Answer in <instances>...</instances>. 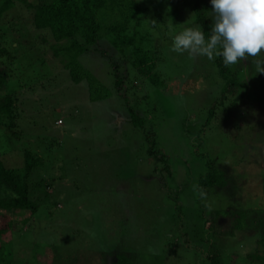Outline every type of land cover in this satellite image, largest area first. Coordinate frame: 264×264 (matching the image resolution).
<instances>
[{
    "label": "rangeland",
    "instance_id": "374dc122",
    "mask_svg": "<svg viewBox=\"0 0 264 264\" xmlns=\"http://www.w3.org/2000/svg\"><path fill=\"white\" fill-rule=\"evenodd\" d=\"M135 1L145 8L147 19L156 14L159 25H169L165 37L150 38V46L158 50L157 86L150 87L147 80L129 75L135 87L130 96L145 101L159 118L152 156L139 129L127 122L116 124L124 107L108 75L110 60L105 55L112 48L107 43L99 46L103 54H85L81 62L112 90L111 96L84 105V86H74L62 67L52 64L56 60L48 48L52 39L46 31L31 28L30 13L12 8L0 17L4 42L15 47L13 41L19 35V41L28 43L17 49L32 46L34 58L47 60L42 65L33 61L29 67L18 68L17 81L33 82L16 89L19 117L12 130L20 131L19 137L11 139L0 125V159L5 166L20 167L23 151L28 150L45 165L35 175L37 171L53 175L54 170L61 178H54L51 193L35 189L38 194L31 196L39 205V196H43L46 216L35 213L24 223L17 222L4 234V246L15 264H49L54 255L63 260L66 257V264H108L111 256L103 260L94 253L101 242L113 252H135L133 264H194L206 252H218L221 264H258V257L251 256L257 240L252 230L226 235L230 225L227 216L205 229L201 217L210 211L194 190V180L202 165L197 154L204 153L215 158L239 185L235 203L243 207L263 204L264 105L248 97L235 99L225 127H221L217 119L228 102L225 100L214 108L216 120L214 117L208 127L199 130L207 109L218 102L221 93L219 76L206 56L192 60L187 53L170 50L188 20L190 1ZM162 2L173 7L163 9ZM172 10L173 17L166 20ZM39 35L46 41L41 43ZM124 86L129 84L125 81ZM59 111L62 115L68 112L63 125L54 122ZM159 153L165 155L169 173L162 169ZM179 184L183 186L176 193ZM224 200L221 195H209L206 202L213 210L224 208ZM173 202L182 205L181 209L175 210ZM25 216V211H16L13 220Z\"/></svg>",
    "mask_w": 264,
    "mask_h": 264
},
{
    "label": "trees",
    "instance_id": "16d2710c",
    "mask_svg": "<svg viewBox=\"0 0 264 264\" xmlns=\"http://www.w3.org/2000/svg\"><path fill=\"white\" fill-rule=\"evenodd\" d=\"M189 1L188 20L183 29L179 30L182 32L187 28H200L204 31L205 38H209L214 22L210 0ZM162 3H164L163 9L169 10L173 7H167L165 2ZM12 8L25 9L30 13L29 25L31 28L48 33L52 39V42L48 44L51 51L50 57L56 59L52 61V64L58 63L74 86L78 84L84 86V92L82 91L84 105L107 100L111 96L112 90L104 86L89 69L83 66L81 58L88 53L103 54L104 50L99 47L103 42L112 48V52L109 51L105 55L110 60V63L107 61L108 67H111L108 75L112 78V89L121 96L124 107L123 111H120L121 119H118L116 124L120 123L121 126V123L127 122L133 128L139 129L142 132V140L149 146L148 154L152 156L155 146L154 127L160 126L159 118L156 117L148 104L146 106L145 101L139 100L135 95L130 96V91H133L135 87L132 85L133 81L129 82V75H136L140 81L146 82L145 80H147L150 87H154L155 83L157 86L156 62L158 58L156 55L158 50L150 46L152 41L150 38L155 35L156 37H165L163 33L168 24L159 25L157 21L159 17L156 14H152L147 19L145 8L135 0H35L34 2L30 0H0V17ZM172 11L165 16L166 20L173 17L174 10ZM148 22L150 26L147 27ZM3 37V31L0 30V125H4L5 130L9 132L8 137L16 139L20 135V131L12 130L15 120L19 117L15 104L17 102L16 89L26 87L28 83L33 82V79L17 81L18 68L29 67L33 61H39L38 63L42 65L47 60L43 57L34 58L35 49L32 46L26 49H17L16 46H24L28 43L19 41V35L14 38L15 47L4 42ZM39 40L41 43L45 42V36L39 35ZM251 61L252 58L249 57V60L226 67L221 56L210 60V65L215 68L219 76L221 94L218 102L212 105V108L207 109L204 123L199 125V130H201L200 127H208L209 121L215 117V106L224 104L225 100L228 102H225L226 105H222L223 113L217 119L221 127H225L224 122L229 115V108L235 106V99L248 97L264 105V74L256 73L255 65ZM15 72L17 73L16 77L14 76ZM125 81L129 86H124ZM65 89L66 86L63 87V90ZM61 91L62 88H59V92ZM140 97H144V95ZM228 103L231 107H228ZM240 112L243 114L244 111ZM148 113L151 116H146ZM67 114L68 112H65L62 115L59 111L54 117V122L65 124ZM262 132L261 152L264 156V129ZM164 157L163 154L159 155L160 161L163 162L162 169L169 173V168L164 163ZM197 157L202 160V165L194 180L195 187L203 188L207 196L220 197L221 195L226 199L224 208L213 209L206 214V217H201L203 226L205 229H210L218 219L227 216L230 225L229 231H225L226 235L232 232L252 230L257 236V240L254 243L251 256H257V263L264 264V176H262L261 183L263 185V190L261 189L263 204L243 207L240 202L235 203L239 185L232 175L221 168L215 158L207 157L204 153L197 154ZM43 165V160L28 150L23 151L20 167L5 166L0 159V264H15L10 251L4 246L2 239L4 234L10 232L17 222L24 223L35 213L46 216V208L42 206L43 196H39V200H42L40 205L39 201L32 199L31 196L34 195L33 193L38 194L40 190L50 192L53 188L54 178L57 177L59 181L61 178L56 176L57 173L54 170L53 175L40 174L38 171L35 175V171ZM32 177L36 181L30 182ZM182 186L183 184H179L176 187V193L181 191ZM170 202L172 201L170 200ZM172 205L175 210H180L182 207L177 202H173ZM16 211H25L26 216L14 221L13 213ZM96 245L94 253L100 258L106 260V256L112 257L108 264H133L135 252H113L105 247L103 242ZM257 245L260 247L256 248ZM201 257L200 262L195 261L194 264H221L218 252H206ZM65 260H67L66 257L63 260L54 255L49 264H66Z\"/></svg>",
    "mask_w": 264,
    "mask_h": 264
},
{
    "label": "clouds",
    "instance_id": "9594fccd",
    "mask_svg": "<svg viewBox=\"0 0 264 264\" xmlns=\"http://www.w3.org/2000/svg\"><path fill=\"white\" fill-rule=\"evenodd\" d=\"M213 13L211 35L200 28H187L173 39L171 51L187 53L189 59L221 56L231 66L252 58L256 73L264 74V0H210ZM155 23V21H153ZM204 207L211 211L206 191L196 186Z\"/></svg>",
    "mask_w": 264,
    "mask_h": 264
}]
</instances>
